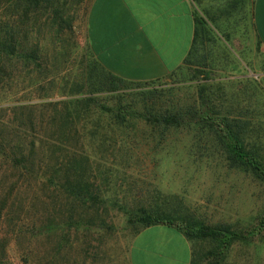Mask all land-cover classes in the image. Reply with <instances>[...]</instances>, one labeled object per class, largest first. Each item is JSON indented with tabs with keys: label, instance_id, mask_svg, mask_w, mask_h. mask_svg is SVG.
Returning a JSON list of instances; mask_svg holds the SVG:
<instances>
[{
	"label": "rangeland",
	"instance_id": "374dc122",
	"mask_svg": "<svg viewBox=\"0 0 264 264\" xmlns=\"http://www.w3.org/2000/svg\"><path fill=\"white\" fill-rule=\"evenodd\" d=\"M88 1L64 0V15L74 28L59 36L48 10L39 12L34 26L33 17L28 16L23 26L27 38L24 41L22 33L17 35L24 46L19 50L30 53L39 42L42 49L37 61L19 57L0 60V132L13 137L12 145L19 143L13 134L22 136L24 131L25 141H36L34 161L38 164L33 174L37 172V179L43 183L28 174L31 169L12 170L0 159V207L4 196L12 191L0 208V264H129L135 230L112 207L113 202H168L207 223L246 221L264 204V187L237 173L224 174L215 162L198 160L190 151V135L185 131L165 130L141 119L120 125L96 109L77 114L69 111L68 100L87 91L83 79L88 56L81 19ZM17 9L18 0L12 5L16 30L21 28ZM235 22L236 33L231 40H236L226 42L211 36L212 41L172 77L146 89L160 93L156 96L163 100L173 97L186 102L200 83V68L210 65L218 96H226L235 105L244 96L252 98L251 108L261 111L264 95L260 91L242 94L241 89L243 78L264 85V56L244 23ZM138 93L133 89L121 94L126 104L135 99L137 111L142 106ZM97 99L108 107L117 100L101 94ZM75 117L77 123L71 126ZM55 173L58 176L51 180ZM65 179L81 184L105 204L88 207L72 202L64 190H54ZM49 215L62 221L70 216L83 217L101 228L64 232L65 236L60 230L42 235L35 222L40 224ZM191 243L193 258L199 260L208 243ZM57 249L60 251L56 253ZM262 259L264 242L236 243L221 264H259Z\"/></svg>",
	"mask_w": 264,
	"mask_h": 264
},
{
	"label": "trees",
	"instance_id": "16d2710c",
	"mask_svg": "<svg viewBox=\"0 0 264 264\" xmlns=\"http://www.w3.org/2000/svg\"><path fill=\"white\" fill-rule=\"evenodd\" d=\"M14 2L16 0H0V60H11L14 57L22 58L25 61L38 60L36 55L42 49L39 42L35 44L34 50H31L30 53H21L19 50V48L24 50V46L17 35L22 33L24 41L27 38L23 26L29 15L33 17L34 26L39 12L48 10L52 24L56 26L58 36L65 30L67 32L73 30L72 21L63 12L64 0H18L20 9L17 11L21 13L20 15L16 14V20L21 28L13 29L15 14H13L12 5ZM240 11L246 13L245 0H232L226 3L225 8L215 10L226 18H231ZM210 13L211 11H203L201 14L194 15L195 36L184 63L188 62L189 58L202 49L206 43L212 41L211 36L213 37L214 33L209 24L216 25L217 18ZM215 29L218 30V28ZM225 41L228 42L227 39ZM203 66L199 70L201 78L199 85H196V92L192 93L193 96L190 100L183 102L180 99L175 101L173 97L165 100L160 99L156 96H160V93L155 95L153 90L148 91L145 87L155 82L135 83L126 81L106 72L88 55L84 74L86 76L83 79V87H87V91L79 92V97L68 100L67 106L73 114L96 109L99 114L109 115L116 124L120 125H124L129 120L141 119L165 130L185 131L190 135V151L193 152V155H197L198 160L215 162L224 174L237 173L264 187V100L260 104L263 107L261 111L251 108L254 102L251 101L252 98L244 99L246 96L242 97V101H239L238 105H235L234 101L229 103L225 99L226 96H218V92L213 86V70L210 65ZM172 76L173 74L168 78ZM242 82H245L241 89L242 94L246 92L255 94V91H260L264 95V85H261V81L243 78ZM133 89L139 90L138 95L141 100L140 104H142L139 111L136 110L135 99L126 104L121 95L123 92ZM100 94L117 99L116 105L108 107L101 104L97 99V95ZM51 104L48 103V105ZM76 120L77 117L71 119L70 125L74 126L77 123ZM30 124L35 130L34 123L31 122ZM1 134L3 135L4 132H0V159L8 162L12 170L25 169L27 171L29 168L31 171L28 174L34 175L33 167L38 164L34 161L36 141H27V139L25 141L26 133L24 131L22 136L18 135L19 133L13 134L19 143L12 145L13 137L8 134H4L3 137ZM19 136L21 139L18 138ZM70 157L73 160L74 156ZM34 176L39 183H42L37 179V172ZM57 176L58 173H55L51 180ZM38 182L35 184L39 185ZM61 189L72 198V202L82 206L100 207L105 204L89 189L78 183L73 184L69 179H65L63 184L58 182L57 187L54 188L57 192H62ZM9 194H12V191H8V194L4 196V204ZM112 207L124 215L128 227L135 230L134 236L145 228L161 225L176 230L190 242L208 243V249L202 253L201 258L199 260L193 258L191 264H221L234 244L264 242V204L246 221L235 223H207L202 218L172 207L168 202L155 200L125 201L123 204L113 202ZM35 223L42 235L52 234L60 230L65 236L66 232L73 230L92 232L101 228L94 221L72 216L62 221L54 219L53 215H49L45 221L39 222L40 224ZM41 234L36 237L41 236ZM59 251L57 249L56 253ZM47 262L50 264L49 261Z\"/></svg>",
	"mask_w": 264,
	"mask_h": 264
},
{
	"label": "crops",
	"instance_id": "0c3cea01",
	"mask_svg": "<svg viewBox=\"0 0 264 264\" xmlns=\"http://www.w3.org/2000/svg\"><path fill=\"white\" fill-rule=\"evenodd\" d=\"M230 1L89 0L81 19L86 53L106 72L126 81L165 80L189 55L195 36L194 15L211 11L219 26L214 30L209 24L214 35L234 41L233 25L243 22L264 56V0H245L246 13L240 11L231 18L215 12ZM191 244L172 228H145L132 239L129 264H191Z\"/></svg>",
	"mask_w": 264,
	"mask_h": 264
}]
</instances>
